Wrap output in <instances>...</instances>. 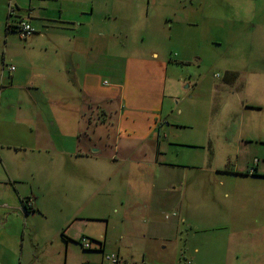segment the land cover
Instances as JSON below:
<instances>
[{
    "label": "crops",
    "instance_id": "obj_1",
    "mask_svg": "<svg viewBox=\"0 0 264 264\" xmlns=\"http://www.w3.org/2000/svg\"><path fill=\"white\" fill-rule=\"evenodd\" d=\"M143 3L0 0V264L55 260L52 240L26 246L27 222L30 216L45 218L47 204L59 209L62 224L71 220L69 240L85 252H114L117 264H179L190 257L186 248L195 254L187 262L203 264L185 226L217 222L229 229L226 247L232 237H264V194L249 206L245 202L248 190L264 186V49L260 53L252 42L246 50L261 69L253 63L225 70L222 87L231 91L244 84L243 77H262L252 83L247 102L166 108L155 94L150 104H136L130 78H160L171 62L201 65L202 45H223L220 38L201 36L175 44L173 27L161 23L173 19L175 8L168 0ZM245 6H231L230 13H243ZM183 8L185 24L201 29L204 0ZM246 19L231 18L232 32L245 30ZM21 21L35 29L31 36L19 35ZM240 41L231 38L232 44ZM139 105L149 106L150 116L126 113ZM176 110L185 120L173 118ZM176 151L183 162L169 159ZM213 186L216 196L205 198ZM26 200L33 204L29 213ZM228 200L230 210L220 209ZM64 204L74 205L70 214ZM209 205L218 206L214 214ZM240 207L245 230L237 229ZM83 236L94 249L82 247Z\"/></svg>",
    "mask_w": 264,
    "mask_h": 264
},
{
    "label": "rangeland",
    "instance_id": "obj_2",
    "mask_svg": "<svg viewBox=\"0 0 264 264\" xmlns=\"http://www.w3.org/2000/svg\"><path fill=\"white\" fill-rule=\"evenodd\" d=\"M143 1L145 2L143 4L146 5L147 0ZM164 1L166 3L167 0ZM195 2L197 3V0H195ZM191 3H193V0H168V4L175 8L173 19H170L169 23L161 19L164 21L161 23L166 30L171 31L169 26L173 27L175 44L181 43L184 37L193 38L194 36H201L209 42L213 39L220 38L222 39L223 45L217 46L211 43L202 45V48L205 49V60L201 65L194 63L190 66H180L173 62L169 64L170 62L167 61L172 68L167 75L164 74L162 77L157 78L147 76L143 73L136 78H130L131 81H128V91L129 88L131 89L130 91L136 88V94L134 95L136 96V104H150V97L155 94H157L160 99L164 100L166 108L171 104H175L174 106L176 108V104H182L183 102H186V104L200 103L201 106H205V103H213L215 101L242 100L247 102L250 99L249 90L253 86L252 83L262 78H259V76H256L257 78L243 77L241 79L244 84L241 83L238 85L236 91H231L228 88L222 87L226 75L225 70L236 67L247 69L250 68V65L253 63H255V67L260 66L259 61L250 62L251 58L249 59L247 57H252V53L246 50L249 44L252 46V42L255 43V47L260 53H262V49H264V0H204V17L206 19L199 30L197 29L198 27L195 28L191 25H186L183 20V7L189 6ZM145 5H143V11H146ZM241 5H246L243 13H230L231 6ZM162 6L163 3L161 2L159 7L161 8ZM214 15H216L217 21L210 19ZM241 16L247 17L246 29H237L232 32L231 18H233L232 21L234 22L237 18H241ZM223 18H226V20L221 21ZM231 38L242 39V41H240L239 44H232ZM153 62L154 61L150 62V64H153ZM259 69H261V66ZM249 79H251V84L245 86V82ZM190 82H193V84L196 82L198 83L197 86L187 89L186 87ZM255 92L258 94V92L262 91L258 89L255 90ZM253 94L254 93H252V96ZM128 103L129 99L126 100L125 104ZM204 108H208V106ZM132 109L130 112L126 110V113H134L142 117V114L150 116L152 112L149 106L145 105H139V107ZM175 117L180 121L185 120L184 115L181 116L177 110L174 112L173 118ZM126 121L127 120L124 119V124ZM193 130H197V126L187 132H192ZM172 156L175 161L178 160L183 162L185 159L181 151H176L174 154L169 155V159H172ZM216 191L218 190L213 186L205 192L206 196L205 194H203V196L205 198H207L208 195L215 197ZM248 191L253 195L245 197V202L249 206L248 203H252L254 198L259 199L260 194H264V186L261 185L251 188V190ZM222 196L223 194L220 197L222 198ZM261 200H264V196L261 197ZM64 206L68 209V213L70 207H74L73 204H64ZM226 206L230 210V200L220 205V209H224ZM209 207L212 208L211 214L215 213L216 207L218 208V206L215 205H209ZM244 208L245 207H240L239 211L235 213L236 215L238 214L237 218H239L240 225L237 229L240 230L249 228L247 226L248 221L243 220V214L240 213ZM45 209V218L30 216V220L27 222L29 228L27 229L26 246L28 249L33 248L32 246L35 245L37 239L40 238L43 242L52 240L51 247H53V249L50 251L55 252L57 257L51 264H117V262L120 261V258L114 252L108 250L103 254L99 251H83L81 246L77 244L78 241L75 242L73 238L70 240L68 238L69 235L66 230L71 220L68 223L62 224V219H64V217L59 209L50 204H47ZM235 223L236 221L234 220L233 224ZM218 225L219 224L215 222L212 225L203 226V228H201V226L195 229L188 226L183 228L185 236L186 234L191 236L187 238L189 239V246L199 249L198 256L203 264H264L263 236H257L254 240L249 238L248 235L237 238L232 237L230 238V244L232 246L226 247L229 229L225 230L226 228H219ZM186 249L184 253L188 254L190 257L187 256V260H184L183 257L179 264H184L185 261L194 262L193 256H195V254H189V248ZM176 254L177 252L173 254L174 257H176Z\"/></svg>",
    "mask_w": 264,
    "mask_h": 264
},
{
    "label": "built area",
    "instance_id": "obj_3",
    "mask_svg": "<svg viewBox=\"0 0 264 264\" xmlns=\"http://www.w3.org/2000/svg\"><path fill=\"white\" fill-rule=\"evenodd\" d=\"M34 32H35V29L28 22L22 21L19 24V35L22 38H27V37L31 36ZM8 69L10 70V72H14L15 71V66H9ZM250 173L251 174H254L255 173V169L254 168H251L250 169ZM24 206L31 207L32 208L33 207L32 200H26L24 202ZM80 244L82 245V247L85 250H92V249H94V242L90 238H87V237H84L83 236L80 239ZM187 264H192V263L191 262H188Z\"/></svg>",
    "mask_w": 264,
    "mask_h": 264
},
{
    "label": "trees",
    "instance_id": "obj_4",
    "mask_svg": "<svg viewBox=\"0 0 264 264\" xmlns=\"http://www.w3.org/2000/svg\"><path fill=\"white\" fill-rule=\"evenodd\" d=\"M21 22H22V21H21ZM21 22H20V23H21ZM17 31L19 32V27H17ZM25 209H26L27 213H29L30 211L33 210V207L31 208V207H26V206H25Z\"/></svg>",
    "mask_w": 264,
    "mask_h": 264
}]
</instances>
